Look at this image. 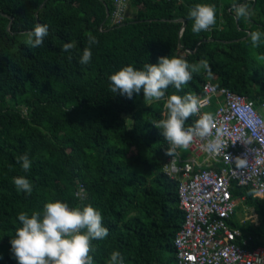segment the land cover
Here are the masks:
<instances>
[{"label": "trees", "instance_id": "1", "mask_svg": "<svg viewBox=\"0 0 264 264\" xmlns=\"http://www.w3.org/2000/svg\"><path fill=\"white\" fill-rule=\"evenodd\" d=\"M198 3L216 6V23L199 34L188 15ZM234 4H247L252 15L236 20ZM130 6L132 14L111 24L112 0H0V264H18L10 244L22 226L18 214L42 212L55 200L101 212L109 235L92 241L94 264H107L113 251L128 264H176L174 237L184 220L179 179L165 172L168 142L152 123L165 118L164 101L147 106L138 100L143 90L132 99L112 93L110 76L120 68L142 69L167 55L206 59L213 75L193 73L177 94L200 96L211 80L256 105L264 97V43L253 47L249 36L264 33V0H132ZM38 23L49 32L31 48L25 41ZM89 35L98 43L90 63L81 65ZM65 43L75 45L71 61ZM196 120L190 116L185 126ZM25 153L32 161L27 172L17 162ZM18 176L32 184L30 195L17 190ZM79 182L85 196L76 194ZM232 192L254 208L258 223L235 214L231 223L250 236L246 247L264 246V196L236 183Z\"/></svg>", "mask_w": 264, "mask_h": 264}, {"label": "clouds", "instance_id": "2", "mask_svg": "<svg viewBox=\"0 0 264 264\" xmlns=\"http://www.w3.org/2000/svg\"><path fill=\"white\" fill-rule=\"evenodd\" d=\"M233 10L237 19L249 18L252 15V10L247 4H234ZM188 15L194 21L193 33L199 34L209 30L210 26L216 23V6L198 3L189 10ZM48 32L47 24L38 23L34 30L28 33L25 43L31 48L39 47ZM249 36L253 47L264 43V33L253 31ZM97 43V38L89 35L87 46L79 58L81 65L90 63L91 48ZM73 49V43H65L62 46V51L70 53L69 61L72 60ZM202 69L209 77L213 75L206 59L200 60L199 63H189L180 56H161L158 63H146L142 69L132 65L120 68L110 76V91L132 99L134 94L138 95L143 90L144 102L148 106H151L153 101H164L165 118L152 123L162 131L168 142L166 155L174 156L177 148L187 149L196 137L206 139L207 148L219 152L224 144L214 115H200L204 102L199 96L191 92L177 94L191 81L193 73H199ZM169 86H173L176 93L167 94ZM192 115H199V118L192 126L186 127L185 123ZM17 162L21 163L25 172L31 169L32 161L27 153L17 157ZM237 163L241 167L244 165L242 160ZM13 182L18 191H25L29 195L32 193V184L24 176L15 177ZM102 219L101 212L91 204L69 207L68 203L61 200L47 202L42 212L32 211L29 214L21 211L18 220L22 226L16 230L10 241L12 253L18 264H94L93 256L90 255L93 251L92 241L102 240L109 235ZM107 264H124V258L119 251H113Z\"/></svg>", "mask_w": 264, "mask_h": 264}, {"label": "built area", "instance_id": "3", "mask_svg": "<svg viewBox=\"0 0 264 264\" xmlns=\"http://www.w3.org/2000/svg\"><path fill=\"white\" fill-rule=\"evenodd\" d=\"M112 1L110 22L119 24L131 12L132 0ZM199 98L204 102L200 115H214L224 147L209 150L208 141L196 137L187 149L177 148L167 157L165 172L179 179V207L184 212L174 237L177 264H264V246L246 247L250 236L231 223L238 204L233 183L250 185L254 195L264 196V97L256 105L246 95L207 80ZM238 160L244 161L243 167ZM85 191L79 182L76 194L85 196ZM250 209L257 224V213Z\"/></svg>", "mask_w": 264, "mask_h": 264}, {"label": "rangeland", "instance_id": "4", "mask_svg": "<svg viewBox=\"0 0 264 264\" xmlns=\"http://www.w3.org/2000/svg\"><path fill=\"white\" fill-rule=\"evenodd\" d=\"M139 101L141 100H144V96L142 97H139L138 98ZM152 105H155V102L153 101ZM186 151V150H185ZM186 154H188V152L186 151L185 152ZM243 199V198H242ZM244 199L243 200H238V204H237V207H236V210H235V219L237 221H240V220H243V219H246V218H249L251 219L252 221H254L256 218L253 217L252 215V211L250 208H248L246 206V204L243 203Z\"/></svg>", "mask_w": 264, "mask_h": 264}, {"label": "water", "instance_id": "5", "mask_svg": "<svg viewBox=\"0 0 264 264\" xmlns=\"http://www.w3.org/2000/svg\"><path fill=\"white\" fill-rule=\"evenodd\" d=\"M109 16V10H108V8H107V17ZM182 20V22H183V24H182V28H181V31L184 29V27H185V20L184 19H181ZM236 20H237V18H236ZM10 26H11V22L9 23V26H8V28H10Z\"/></svg>", "mask_w": 264, "mask_h": 264}, {"label": "bare ground", "instance_id": "6", "mask_svg": "<svg viewBox=\"0 0 264 264\" xmlns=\"http://www.w3.org/2000/svg\"><path fill=\"white\" fill-rule=\"evenodd\" d=\"M79 2H80V0H79ZM90 3V2H89ZM97 4V3H96ZM93 5H95V4H93ZM99 4H97L96 6H98ZM102 5V4H101ZM43 6V5H42ZM73 8V7H72ZM109 9V8H108ZM62 10V9H61ZM76 10V9H75ZM65 11V10H64ZM56 13V12H55ZM54 14V13H53ZM67 14V13H66ZM11 15V14H10ZM47 15V14H46ZM83 15V14H82ZM103 15V14H102ZM83 16H85V15H83ZM43 22V21H42ZM137 23V22H136ZM49 24V23H48ZM103 27V26H102ZM120 27V26H119ZM57 29V28H56ZM11 30V29H10ZM184 33V32H183ZM148 106V105H147ZM176 264H177V254H176Z\"/></svg>", "mask_w": 264, "mask_h": 264}, {"label": "crops", "instance_id": "7", "mask_svg": "<svg viewBox=\"0 0 264 264\" xmlns=\"http://www.w3.org/2000/svg\"><path fill=\"white\" fill-rule=\"evenodd\" d=\"M131 9L133 10V8H131ZM132 10H131V12H133Z\"/></svg>", "mask_w": 264, "mask_h": 264}]
</instances>
